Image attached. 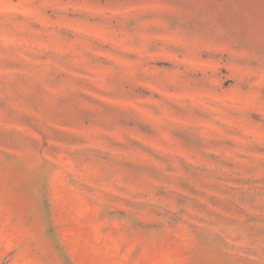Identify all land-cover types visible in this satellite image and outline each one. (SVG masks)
<instances>
[{
	"label": "rangeland",
	"instance_id": "374dc122",
	"mask_svg": "<svg viewBox=\"0 0 264 264\" xmlns=\"http://www.w3.org/2000/svg\"><path fill=\"white\" fill-rule=\"evenodd\" d=\"M0 264H264V0H0Z\"/></svg>",
	"mask_w": 264,
	"mask_h": 264
}]
</instances>
